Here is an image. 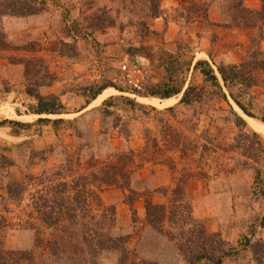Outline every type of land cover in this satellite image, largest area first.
<instances>
[{"label":"trees","instance_id":"trees-1","mask_svg":"<svg viewBox=\"0 0 264 264\" xmlns=\"http://www.w3.org/2000/svg\"><path fill=\"white\" fill-rule=\"evenodd\" d=\"M181 1L183 7V4H190V7H184L187 23L198 19L209 21L213 1ZM260 1L262 6L258 11L247 8L245 0H223L220 6L223 21L216 26L227 30L256 31L258 34L253 38L252 48L243 62L219 64L215 69L208 61H198L194 72L202 76V85L187 84V80L177 85L178 62L174 53H164L162 64L166 65V85H147V81L141 92L130 89L134 95L157 97L160 100L183 94L176 107L165 111L150 108L158 114V130L147 129L144 132L145 145L141 153L137 154L132 148L120 151L110 149L102 160L94 153L93 146L86 144L78 146L77 153L66 154L59 167L44 169L39 176L26 174L24 181L8 182L3 186L6 194L0 195V199L6 204L3 207L5 210L10 205L20 204L25 195L30 198L27 211L33 225L29 227L32 238L26 249L9 248L6 235L0 234V264H113V259L116 264H158L151 257L139 255L138 248H134L133 237L121 233L116 208L107 205L102 197L103 188L110 186L136 195L138 199H145L146 226L173 242L189 264H224L228 259H237L241 250H250L257 264L264 263V241L255 240L257 234L254 231L243 237L240 247L225 241L220 233H209L205 224L195 219L188 192L192 181H210L214 170L229 174L240 171L252 173V194L257 200H264V141L259 134L249 130L247 121L234 110L225 92L226 88L233 102L245 115L257 118L252 112V103L246 104L242 99L243 94L251 95V90L263 83L264 51L261 50V44H264V0ZM146 9L147 20L165 15L160 0H152ZM43 11L39 0H0V52L13 51L2 29L5 17L25 18ZM113 11L112 7L101 6L91 28H104L107 21L105 16ZM185 18L181 16L182 20ZM141 26L147 27L146 20ZM148 33L154 32L146 30L145 34ZM15 50L19 52L21 49L18 47ZM138 54L141 53L129 52L131 58L142 57ZM26 68L34 74L38 69L33 63H29ZM28 75H31L29 70ZM103 82L87 85L85 94L88 99L83 109L89 107L108 88L124 91L117 86V83H121L118 79L112 81L114 83ZM234 86L241 87L240 93L232 92ZM43 87L44 84L36 83L27 86V94L37 101L36 105L30 107V112L38 116L64 114V104L59 96L38 93ZM218 102L230 107L229 115L220 120L225 124L231 123L238 130L233 143L218 137L221 133L218 119L212 121L211 128L198 134L200 117L209 112L210 104ZM122 105L130 111L143 108L134 99L118 96L110 97L104 102L103 108L94 112L101 115L102 125L110 123L128 142L133 127L117 113L116 110L123 108ZM190 110L192 114L188 113ZM261 121L264 122V118ZM79 122L80 119L71 122L40 118L36 123L75 126ZM35 125L11 120L0 123L1 127H11L16 136ZM108 131L102 127L99 135L109 140L112 133ZM157 132L161 140L156 137ZM77 133L78 139H81V133ZM84 147L88 150L85 156L82 155ZM38 158L45 161L46 152L34 151L31 159ZM137 159L142 163L168 167L174 177L173 185L138 194L132 186L136 176L133 166L137 164ZM227 160H236V163L229 165ZM14 163L13 158L0 153V180L1 172L13 167ZM155 195H161L167 201L155 203ZM126 203L136 213L133 209L135 202L131 197L126 198Z\"/></svg>","mask_w":264,"mask_h":264},{"label":"rangeland","instance_id":"rangeland-1","mask_svg":"<svg viewBox=\"0 0 264 264\" xmlns=\"http://www.w3.org/2000/svg\"><path fill=\"white\" fill-rule=\"evenodd\" d=\"M174 1L178 4L171 6L168 0H160L165 15L158 19L162 18L165 25L170 21L177 24L182 36L188 35L189 27L198 23L204 25L206 30H209L208 27L216 26L212 24L210 18V22L198 19L193 23H187L184 7H190V4H183V7L181 0ZM211 1L213 7L209 15L213 10L220 11L223 3V0ZM39 2L44 11L38 15L25 18L5 17L2 20L6 42L13 51L0 52V123L11 120L36 125L18 136L11 127L0 126V153L15 161L13 167L1 172L0 195L6 194L4 187L8 182H22L26 174L39 176L44 169L59 167L65 160V155L74 154L78 151V146L91 144L94 153L102 160L109 154L110 149L120 151L132 148L137 154L141 153L145 145L144 132L147 129L158 130V114L150 108L165 111L176 107L183 94L165 100L157 97H140L132 94L126 84L117 83L123 92L108 88L89 107L83 109L88 99L85 94L87 85L118 79L121 63L129 52L141 53L138 55L147 60V85H166L168 79L166 65L162 64L164 53H174L176 58L174 59L178 62L177 85L184 80H187V84L203 83L202 76L196 72L191 74V66L196 56L192 55L190 39L178 36L171 43L165 42L155 29L157 19L147 20L145 10L152 0H39ZM104 5L112 7L114 11L105 16L107 21L104 28L94 30L91 23L98 14V9ZM181 16L185 19L182 20ZM144 20L147 27L142 28L141 23ZM146 30L154 33L145 34ZM163 41L165 46H161ZM263 45L261 44V50L264 51ZM18 47L21 49L19 52L15 50ZM220 49L218 43L211 48L210 53L215 55L211 64L215 69L219 64H229L218 58ZM29 63L38 68L35 74L26 68ZM28 70L31 75H28ZM98 76H101L100 80H96ZM261 79L263 80L261 86L253 88L249 96L243 94L242 99L246 104L252 103V112L257 118L248 117L232 99L230 100L234 110L247 121L249 130L252 129L259 134L264 141V122L261 121V118H264V74H261ZM32 83L45 85L38 90L42 95L59 96L64 104V114L52 116L32 114L30 107L37 104V101L27 94V86ZM227 92L229 93L228 90ZM118 96L134 99L143 106L136 111H130L122 105L123 108L116 110L122 119L125 122L129 121L133 127V134L128 142L126 138L120 136L118 130L115 131L111 127L110 123L102 125L101 115L94 112L103 108L107 99ZM192 112L190 110L188 113ZM229 113L230 107L224 102L210 104L209 112L199 119L198 134L211 128L212 121L218 119V127L221 129L218 137L233 143L238 130L231 123L225 124L220 120ZM40 118L64 119L71 122L80 119V122L75 126L37 125L36 122ZM102 127L112 133L109 140H104L99 135ZM77 132L81 133V139H78ZM155 134L161 140L159 133ZM19 146L21 148L17 149ZM34 151L46 152V160L31 159ZM82 152L83 156L88 154L85 147ZM136 163L133 166L136 176L132 186L138 194L173 185L174 177L168 167L142 163L139 159ZM226 163L234 165L236 160H227ZM211 176L210 181L196 180L190 183L188 192L195 219L203 222L209 233H220L223 239L233 246L240 247V241L245 235H251L252 231L257 234L255 240L264 241V200H257L252 194V173L238 171L229 174L214 170ZM102 197L107 205L116 208L121 233L133 237V245L134 248H138L139 255L151 257L158 264H189L173 242L146 226L145 199H138L136 195L125 193L114 186L103 188ZM128 197L134 200L133 209L136 213L126 203ZM153 200L158 204L167 201L161 195H155ZM30 203V198L25 195L20 204H9L5 210L3 207L6 204L0 199V234L6 235L9 248L29 247L32 238L29 227L33 225L27 211ZM113 261L111 263L116 264ZM224 264L257 263L250 250H241L237 259H228Z\"/></svg>","mask_w":264,"mask_h":264},{"label":"crops","instance_id":"crops-1","mask_svg":"<svg viewBox=\"0 0 264 264\" xmlns=\"http://www.w3.org/2000/svg\"><path fill=\"white\" fill-rule=\"evenodd\" d=\"M168 4L175 6L178 3L174 0H168ZM245 6L251 10L258 11L261 10L262 5L260 0H245ZM209 18L212 23L217 25L223 21L220 11H211ZM155 29L158 31L159 35H161L162 39H165V42L171 43L178 36H182L180 33L181 29L177 24L170 21L167 25H165L162 18L156 20ZM208 29L209 30H206L204 25L198 23L189 27L188 35L182 36L184 39H190L189 43L191 44L193 50L192 55L196 56L194 57V61L191 66V74L194 72L195 64L198 61H208L212 63V57L214 58L215 55L214 53L212 55L210 52H212V46L214 48L217 43L218 47L221 48L218 50V58L224 62L232 64H239L243 62L246 52L252 47L253 38L258 35L256 31L227 30L220 26H211L208 27ZM165 42L163 41L161 46H165ZM169 48L172 49L171 46H169ZM110 89H114L116 91L115 88ZM239 91H241V87L239 86L232 88V92L235 94H238ZM225 92L227 93L228 98L231 99L226 88Z\"/></svg>","mask_w":264,"mask_h":264},{"label":"built area","instance_id":"built-area-1","mask_svg":"<svg viewBox=\"0 0 264 264\" xmlns=\"http://www.w3.org/2000/svg\"><path fill=\"white\" fill-rule=\"evenodd\" d=\"M147 73V60L143 57L131 58L126 55L121 63L118 80L131 90L141 92L148 81ZM100 79L101 76L96 77V80Z\"/></svg>","mask_w":264,"mask_h":264}]
</instances>
